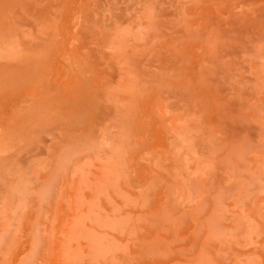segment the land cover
Instances as JSON below:
<instances>
[{
    "label": "rangeland",
    "instance_id": "obj_1",
    "mask_svg": "<svg viewBox=\"0 0 264 264\" xmlns=\"http://www.w3.org/2000/svg\"><path fill=\"white\" fill-rule=\"evenodd\" d=\"M0 264H264V0H0Z\"/></svg>",
    "mask_w": 264,
    "mask_h": 264
}]
</instances>
